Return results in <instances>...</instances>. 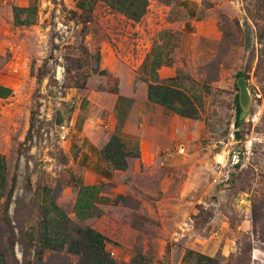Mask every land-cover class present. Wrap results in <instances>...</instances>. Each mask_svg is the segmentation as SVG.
I'll list each match as a JSON object with an SVG mask.
<instances>
[{
	"label": "rangeland",
	"instance_id": "374dc122",
	"mask_svg": "<svg viewBox=\"0 0 264 264\" xmlns=\"http://www.w3.org/2000/svg\"><path fill=\"white\" fill-rule=\"evenodd\" d=\"M78 2L40 3L28 27L0 3V251L10 263L17 242L22 264H78L58 255L42 262L28 235L37 240L42 225L40 192L55 193L67 165L69 173L73 149L60 127L74 93L87 77L107 76L96 49L109 44L126 58L137 33ZM205 4L216 36L200 38L189 71L165 81L199 104L197 119L178 121L159 150L163 164L136 175L128 195L95 217L116 264H264V0Z\"/></svg>",
	"mask_w": 264,
	"mask_h": 264
},
{
	"label": "crops",
	"instance_id": "0c3cea01",
	"mask_svg": "<svg viewBox=\"0 0 264 264\" xmlns=\"http://www.w3.org/2000/svg\"><path fill=\"white\" fill-rule=\"evenodd\" d=\"M63 1L0 0V3L8 6L18 27H28L43 12L40 3ZM90 1L96 9L104 10L100 21L116 19L131 25L137 32L133 36L135 44L125 58L109 44L102 43L96 49L95 66L107 76L87 77L83 88L74 93L70 118L63 127L65 140L67 143L69 140L73 149L69 173L67 165L55 193L52 187L40 192L42 225L35 235L37 240L28 235V242L39 246L42 262L50 255L67 260L74 257L78 262L82 252H86L85 259H95L99 254L101 263L107 258L115 263L107 252V240L95 226V217L128 195L136 175L163 164L159 150L167 147L173 130L179 132L178 121L197 119L199 104L179 89L166 86L165 81L177 76L179 70L189 71L190 64L201 53L197 47L199 39L214 38L217 34L213 18L206 15L210 8H203L211 0ZM143 3L141 16L131 20L128 7ZM70 5L85 4L68 0ZM201 10L203 14L198 16ZM177 112H185L189 117ZM10 225L14 223L10 221ZM12 230H16L14 226ZM89 230L102 238L92 234L93 240H86L84 235ZM10 257L12 263L1 250L0 264L24 262L17 242L11 247Z\"/></svg>",
	"mask_w": 264,
	"mask_h": 264
},
{
	"label": "trees",
	"instance_id": "16d2710c",
	"mask_svg": "<svg viewBox=\"0 0 264 264\" xmlns=\"http://www.w3.org/2000/svg\"><path fill=\"white\" fill-rule=\"evenodd\" d=\"M132 7H128V8H131L130 13H129V18L133 21H136L138 20V18L141 16L142 12H143V8H144V3L143 5L140 4L138 6H135V5H131ZM134 6V7H133ZM176 114L180 115V116H183V117H189V115L185 112H177ZM253 213L255 214V208H254V205H252V208H251V218L253 220ZM79 232V230H78ZM92 234H95L93 231L89 230V234L90 237H88V235H84V238L86 240H93L92 237ZM95 236L99 237V238H102L99 234H95ZM104 255V253H103ZM84 257H88V254L86 252H82V256L81 258L78 260V264H115L112 260L110 259H106L105 262L101 263V261L99 260L100 257H99V254L98 256L94 259V258H90V260L88 259H85ZM199 258L203 259V260H209L208 257H204V256H201L199 255Z\"/></svg>",
	"mask_w": 264,
	"mask_h": 264
},
{
	"label": "water",
	"instance_id": "95a60500",
	"mask_svg": "<svg viewBox=\"0 0 264 264\" xmlns=\"http://www.w3.org/2000/svg\"><path fill=\"white\" fill-rule=\"evenodd\" d=\"M237 86L239 87V89H240V98H241V96H242V94H244V89H243V83H242V81H238L237 82ZM243 92V93H242Z\"/></svg>",
	"mask_w": 264,
	"mask_h": 264
},
{
	"label": "built area",
	"instance_id": "2783aa9c",
	"mask_svg": "<svg viewBox=\"0 0 264 264\" xmlns=\"http://www.w3.org/2000/svg\"><path fill=\"white\" fill-rule=\"evenodd\" d=\"M63 127H64V125H63V126H61V127H60V129L62 130V129H63ZM180 146H181V145H180ZM182 150H183V147H182V146H181V147H179L178 151H180V152H181Z\"/></svg>",
	"mask_w": 264,
	"mask_h": 264
}]
</instances>
